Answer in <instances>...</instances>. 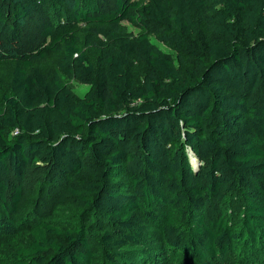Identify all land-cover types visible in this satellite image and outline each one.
I'll list each match as a JSON object with an SVG mask.
<instances>
[{
    "label": "trees",
    "instance_id": "16d2710c",
    "mask_svg": "<svg viewBox=\"0 0 264 264\" xmlns=\"http://www.w3.org/2000/svg\"><path fill=\"white\" fill-rule=\"evenodd\" d=\"M47 53L51 73L34 65ZM7 62V264H122L149 236L208 264L264 237V0H0ZM36 194L34 211L57 198L73 213L37 218L19 245L14 217Z\"/></svg>",
    "mask_w": 264,
    "mask_h": 264
},
{
    "label": "rangeland",
    "instance_id": "374dc122",
    "mask_svg": "<svg viewBox=\"0 0 264 264\" xmlns=\"http://www.w3.org/2000/svg\"><path fill=\"white\" fill-rule=\"evenodd\" d=\"M58 6L61 7L60 4L50 5L48 7L49 13L55 14L57 12ZM62 8V7H61ZM56 9V10H55ZM61 25V23H60ZM59 25V26H60ZM124 28L132 33H135V30L129 25L123 23ZM63 27V26H60ZM75 29V25L72 26ZM150 41L159 46L163 51L168 52L166 48L158 44L153 38H149ZM86 53L89 56V60L91 63H94L95 53L86 49ZM58 61V56L52 54H46L45 57L39 61H34V65L40 69V71L44 73H51L56 70V63ZM12 67V63H2L0 65V95L7 91L8 83H9V75ZM67 87L77 96L81 97L85 91L87 90V86L78 84L73 80H65L63 79ZM37 198V194L33 196V198L24 199L21 202L20 211L14 217L15 224L17 225V234H18V244L25 245L31 241V237L29 235V228L33 221L37 218H40L44 221H55L56 219H63L71 215L72 208L64 202L60 201L57 198H54L53 207L57 208V212H52L51 216H44L37 212L35 209V200ZM41 199V198H40ZM39 199V200H40ZM56 213V214H54ZM264 237L260 238L259 244L252 249L251 247L245 245L241 250H235L233 253H229L227 256L222 257L220 259H216L208 264H264ZM143 248H146L144 254L141 256L142 258L137 259L135 257L134 260L124 259L122 264H182L179 255L174 253L173 251L168 250L166 247H163L160 242L157 241L156 238L151 236L147 237V240L143 244ZM102 252V251H101ZM14 252L12 249L3 248L0 250V264H7L10 261V258L13 256ZM102 262L99 260H94V264H101ZM119 264V263H115Z\"/></svg>",
    "mask_w": 264,
    "mask_h": 264
}]
</instances>
